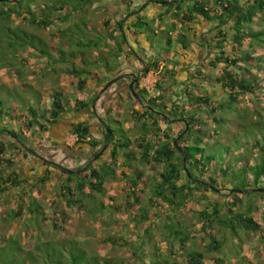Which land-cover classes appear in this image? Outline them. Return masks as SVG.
Listing matches in <instances>:
<instances>
[{
    "label": "rangeland",
    "instance_id": "374dc122",
    "mask_svg": "<svg viewBox=\"0 0 264 264\" xmlns=\"http://www.w3.org/2000/svg\"><path fill=\"white\" fill-rule=\"evenodd\" d=\"M56 1L63 0H22V3L23 8L32 9L37 14V19H41L43 13L48 11L46 7H50ZM64 1L68 2V6L81 7L82 12L88 9V17L81 18L83 14L72 17L71 21H75L74 24H76V27L72 26L70 31L72 38L68 36L58 37V31L65 29L69 24L67 22L52 20V25L43 30L31 26L28 17L27 19L24 15L19 16L13 10H8L7 6H4L3 9L0 6L2 12L8 13L7 18L0 16V128L7 127L10 129V125H16L17 122H12L9 118H17L15 116L17 113L26 112L31 105L41 104L42 106L43 103H49V94L52 90H65L66 87H72V84H69V78L72 77L61 72L62 68L68 65L54 63L55 61L53 62L52 59L54 54L57 55L56 49H59L62 43L68 44L69 47L65 48L67 49L65 53L76 50L77 43H96L100 48L102 45L108 44L98 32L99 29L103 28L102 21L105 18L101 7H112L115 3L114 0L113 3L110 0H93L90 6L87 0ZM41 9L44 12H41ZM17 11L21 13L20 9ZM53 12L51 14L59 16L64 13ZM177 18L175 20H173L174 16L167 18L163 29L150 30L148 41L154 44L153 59L162 55L166 57L170 54V62L174 64L177 59L176 55L181 52L183 45H189L193 41L186 33L185 21ZM51 19L53 18L51 17ZM6 22L8 23L6 27H9L10 30L4 29ZM261 25H264V22ZM15 27H21L28 34L34 36L31 38L32 40L30 38L24 39L30 40L27 43V48H14L17 46L16 42L24 43L19 38L20 36H13L16 35L13 34ZM259 27L260 25L256 22L252 24L253 29ZM167 35L169 41L165 46L166 39L164 37ZM39 39L43 41L41 42ZM196 42L202 45L208 43L203 39ZM42 43L43 50L47 53L46 56L51 60H47L37 51ZM86 48L87 50L84 52L87 53L84 55L87 59L85 61L86 69L96 70L99 75L98 79L102 84L105 81L106 84L112 81V77H104L101 68L98 65H93V59L91 55H88V52H94L96 48L91 47L93 50ZM113 51L112 49V53ZM51 52L53 55H50ZM103 56L106 59L109 58L110 66L114 65L115 61L110 58V55ZM159 61L157 60L158 63H160ZM72 66L77 68L78 65L69 64V67ZM203 69L205 74L208 72V77L212 76V86L201 81L198 94H209L212 102L219 100L217 102L226 107L225 112L221 115L222 123H220L218 130H214L217 133V141L204 146V157H210V162L214 163L215 166L216 164L220 165L225 156V150L229 149L230 154L225 159L231 161L233 168L234 165L236 168L223 178L215 175L218 177V183L217 186H211L215 189L214 192L211 190L205 192V199H203L200 190L194 191L192 198L184 204V207L170 210L166 203L153 198L154 185L159 179L161 166L155 170L143 167L139 187L144 192L142 204L150 212L148 215L150 223L147 222L136 227L130 221L129 215L125 213V202L130 198H128L130 188L127 179L110 180L106 185L104 195H97L90 201H82L83 207L80 213H76L74 210H66L61 203V195H57L52 204L54 193L58 192L57 185L52 187L37 186V189L41 188L39 192L29 184L22 186V183H25L23 180L25 171L21 168L23 167L22 164L29 156L32 148L41 154L36 145L43 138L38 135L37 131L34 132L33 136L27 133L28 146L25 149L20 147L18 151L7 149L4 158L8 159L10 165H0V262L3 264H72V262L91 264L98 258L101 261L106 257L111 258V260L130 261V264H165V259L169 263L175 260L180 264H187L186 254L200 252L204 255L203 264H213V258L222 259L225 264H264V224L261 219L264 209V193L250 191L230 194L225 191L230 185L233 186V190H240L235 188L241 186L236 180V178L239 179L237 169L244 163H246L245 166L250 165L248 168L251 169V172L247 174L250 179L249 185L254 184L255 188L264 189V176L260 177L257 182L251 181L255 172L253 165L263 155V151L261 152L259 147L253 148L252 142L257 140L264 144L262 125L259 123L260 126H256L257 120H261L257 118L258 114L263 113L264 110V90L260 91L258 96L254 98L241 97L238 102L230 104L225 95H222L220 86L215 84L212 79L218 74L220 66L212 69L205 65ZM174 89L171 91L175 95L179 94V91ZM67 90L71 91L68 94L69 98L74 100L79 91L76 92L75 87ZM162 105H155V107L160 108L161 111L156 110V112L164 116V113L167 114L169 106L166 105L167 108L162 107ZM200 114L203 115V112L198 110V115ZM152 118H156L160 124L162 123L164 126L162 130L165 127L167 129L165 124L167 121L163 118L158 119L157 115L153 114ZM205 118L206 123L212 126L210 119L206 116ZM104 122L114 130L118 128V125L113 122L108 120ZM179 124H182L181 127ZM182 126L184 127L183 123L179 122L178 124H170L173 135L176 134V128L179 130ZM132 127L138 129L139 123L133 124ZM0 140L10 141L5 129L0 132ZM241 143L244 145H240ZM177 145L183 146L184 142L179 139ZM237 156L239 161H236ZM46 158L50 159L49 157ZM135 166L134 164L133 167ZM14 175L18 180L22 178V182L17 186L7 182V177ZM207 175L205 174V177ZM119 176H121L120 173ZM182 181L185 182V180ZM71 184L73 185V183ZM252 188L253 186L246 190ZM234 198H239L242 201V204L236 208L230 206ZM210 202L218 203L217 208L220 212L218 217L221 220L229 215V207H231L230 212L240 213L243 217H247V212L251 206L252 211H250L249 216L258 223L260 229L256 231L237 229L235 232L228 226H220L216 219L212 221L211 225L207 224V220L199 217V212L208 208ZM101 204L105 205L106 211L100 208ZM17 207L20 208L21 214H15ZM132 210L133 214H139L140 209L138 207ZM211 210L209 209V213ZM61 212L64 215L61 216ZM210 219H212V214ZM54 221L60 225V228L55 229L53 227ZM203 222L206 226L212 227L215 238L221 243L219 250L215 253L205 251L209 241V231L202 229L201 223ZM149 224L151 225L149 226ZM63 241H66L71 247L65 248ZM132 248H136L135 250L139 255L138 260L133 258Z\"/></svg>",
    "mask_w": 264,
    "mask_h": 264
},
{
    "label": "trees",
    "instance_id": "16d2710c",
    "mask_svg": "<svg viewBox=\"0 0 264 264\" xmlns=\"http://www.w3.org/2000/svg\"><path fill=\"white\" fill-rule=\"evenodd\" d=\"M87 1L90 6L93 0ZM144 1L145 3L154 4L159 6L160 8H163L165 12L171 11L172 15L176 17L182 10L183 6L187 5L188 11L190 12L188 15L189 17H193L194 14H198V16L203 17L207 22L215 24V27L219 29L218 37L215 40L216 47L219 49V51L215 54V57L207 63V65L212 69L220 66L218 74L216 76H213L214 78L212 79L214 80L215 84H218L220 86L222 95H225L228 103H236L241 97H247L249 99L251 97L254 98L258 96L260 91L264 90V25H261L262 22H264V0ZM210 2H213V4H211ZM190 3H192L191 7ZM0 6L2 7V9L4 6H7L8 10H13V12L19 14V16L24 15L26 18L28 17L29 19H27L30 21L31 26L41 28L43 30L52 25V20H58L62 23H69L65 29L58 31V37L60 36V38L66 36L71 37L70 31L72 29V26L76 27V24H74L75 21H71L72 17L77 16V14H83L81 16V18H83L84 16L88 15V9L82 12L81 7H76L75 5L68 6V2H65L64 0L59 2L56 1V3L52 4L50 7L45 6L49 12L47 11L43 13L41 19H37L38 16L32 9L28 7L23 8L22 0H0ZM17 9H20L22 14L18 12ZM40 11L44 12V10L42 9ZM53 11H60L64 13L61 16L53 15L51 14L54 13ZM101 11L103 13L102 9ZM7 14V12H2V10L0 9V16L7 18ZM51 17L53 19H51ZM136 22L138 25L145 24L140 18H137ZM255 22L260 25L258 29L252 28V24ZM7 24L8 23L6 22L4 29L10 30L9 27H6ZM226 26H229L230 37H228L227 33L223 31V28ZM13 31V34L16 35H12L15 37L20 36L19 38L24 42H16L17 46H14V48H27V43L30 42V40H32L31 38H33L34 36L28 34L25 29L21 27H15ZM28 38H30V40H24ZM112 38L114 40V47H112V49L114 50L113 53L112 49H110L111 47L109 44H104L102 46L105 48H109L107 54L110 55V58L115 61L121 53L120 46L124 44V41L120 36ZM39 40L41 42L43 41L42 39ZM227 46H229L228 49H223ZM86 47H88V49H92L91 47L99 49L98 44L96 43L86 42L76 44V50L85 52V50H87ZM63 48H69L68 44L62 43L61 47L59 49H56L57 53L60 54V61H65L73 64L69 60H66V56L68 55L69 57H74V52L65 53V50ZM37 51L40 52L41 55L47 57V53L43 50V43L41 46H39V49ZM103 55L104 54H101L99 56V61L102 62L106 73H110L111 70L115 67L110 66L108 63L109 58L106 59V57ZM47 58L50 59L49 57ZM82 63L85 65V62L82 61ZM158 66L159 64L157 63L152 64V67L154 69H158ZM203 68L204 67L200 66L197 71L196 79H198V87H201V81H204V83H207V85L212 86V76L208 77V72L207 74H205ZM149 70L150 68L147 67L146 69H144L141 75H145L149 72ZM62 72L77 79L75 87L79 92H82L86 84L84 82L85 79L82 78V76L85 74L91 76L89 71H87L86 69H77L74 66ZM159 77L160 75L158 76L153 86L154 90H156V92H159V95L154 97L152 96L148 100H145L142 96V93L138 90V80L134 84L136 93L141 99L142 104L145 105V107L142 108V111L133 110L132 112V118H134L136 122L139 123L138 130L140 133L139 137L134 141H130L125 136V133L121 128L118 127L114 130L111 126H109V124H106L104 121H102V123H98L100 124L101 138L103 139L101 141H85L86 136H89L90 133L89 125L79 123L74 126L73 133L77 137V143L85 142L86 144H90L92 147H98L97 153L93 156V161L100 160V155L98 154L101 146L100 144L102 142L105 144L111 142L113 144V149L110 154L109 161L103 162V164H101L100 166L90 167L88 172L79 173V171H77V173H75L76 176H73L70 171L65 170L67 176L61 193V203L64 205L65 209L81 212L83 207L82 201L93 200L94 197L92 192H96L100 195L104 194V181L114 175V171L116 167H118V165L122 164L123 166H125L132 161L133 164L139 163V167L135 170L136 175L131 181H129L130 192L128 198H130L125 202L126 205L124 207L126 208L125 211L129 215L130 221H132L136 227H139L141 224H146L147 222L150 223L148 218L150 212L148 209H145L146 207L144 208V205L142 204V195L144 192L143 189L139 187V181L141 180L142 174L141 170L143 167L149 170H155L156 168L161 166V170L158 175L159 179L154 185L155 191L153 192V198H155V200L160 199L161 201L166 203L170 210L178 208L180 209L184 207V204L192 198V194L194 191L200 190L202 198L205 199L204 193L210 190L214 192L211 186H217L218 177H215V175H219V177L223 178L234 171L235 165L233 168V165H231L232 162L225 159V157L230 154L229 149L225 150V156L220 165L216 164L215 166L214 163L210 162V157H204V146L212 143L213 141H217V133L216 131L214 132V130H218L220 123H222L223 118H221V115L225 112L226 107H224L222 104H219L217 102L219 100H215L212 102L209 94H198V92L195 93L194 88L188 90L185 89L180 93V95H175L172 91V94H174L176 97L179 96V99H177L176 102L172 101L169 103L167 96H164V98H162L161 96V94L163 93V83L161 81L163 76L161 75V77ZM180 96L186 97L187 105L189 106L188 110L184 109L183 105L178 103V101L180 100ZM93 99L82 100L75 98L72 103L69 96H67L61 90L55 89L52 90V92L49 94V103H43L42 106L41 104L35 106L31 105V107H29L26 112L23 111L21 114L17 113L15 115L17 118H9L10 121H16L17 123L16 125H10V129L4 127L6 133L9 135L10 141L0 140V165H10L8 159L4 158L7 149L18 151L20 147L22 149H25L28 146L27 144L29 143V139L27 133H29L30 136H33L35 131L40 133L45 132L48 125L55 123L61 116V114L71 112L72 110L80 111L83 109H88L89 107H91ZM167 104L169 106V110L167 114L164 113V116H166L165 118H167L165 119L164 116H161L156 112V110L161 111V109L156 108L155 105H162V107H167ZM148 106L151 107L153 111H150L147 108ZM198 110L203 112V115H198ZM152 114L157 115L158 119L163 118L165 121H167L165 123L167 129L165 127V129L162 130L164 126L162 125V123L160 124L156 118H152ZM205 116L210 119V121L212 122V126H209L206 123ZM181 117L185 119V122L188 125L186 132L180 137V139L184 142V145H178L186 155L187 162L185 164V168L183 167V154H181L176 145H174L175 138L180 135V133H182L185 125L183 123L184 127L182 126V128L179 129L175 135H173L172 130L170 129V124H178V122L175 120L176 118ZM257 118L261 120H257L258 124L256 125L255 123V125H262V138L264 139V110L263 113L258 114ZM180 125L182 124H179V126ZM4 129L0 128V132L4 131ZM242 144L243 143H241L240 145ZM252 144L254 146L253 148L259 147L258 149L261 150V152L263 151L262 157L258 159L255 165H253L255 167V172L254 175H252L253 180L251 181L257 182L260 177L264 176V144H261L257 140H253ZM119 157L122 162H119ZM236 161H239L238 156L236 158ZM245 164L246 163H244L243 166H239V168L237 169L239 171V174L237 175L239 179L236 178V180L241 186H236L235 188H239L240 191H244L252 186V189L256 187L253 183L252 186L249 185L250 179L247 174L251 172V169L248 168L250 165L245 166ZM205 174L208 175L205 177ZM7 180V182H11V184H13L14 186H17L20 184V182H22V179L18 180L17 178H12L9 181V177H7ZM71 180L75 181L73 185H69ZM182 180H185V182H183ZM232 188L233 186L230 185V187L225 191L230 194L235 193L231 191L233 190ZM32 203L36 205L34 201H32ZM241 204L242 201L239 198H234L233 203H231L230 206L236 208ZM217 205V202H210L208 208H205L199 212V217L207 220L206 222L209 225H211L212 221H215L216 219L217 223L220 226H228L232 231L235 232L237 229L247 231H256L260 229L258 223H256L249 216L250 211H252L251 206L249 212H247V217H243V215H240V213L237 214L233 211L230 212L231 207H229V215L226 216L225 219L221 220L220 217H218L220 212L219 208H217ZM100 206V208H105V205L101 204ZM38 207L40 208V206ZM136 207L140 209L139 214L132 213V209ZM18 209L17 212H15L16 215H18L19 213L21 214L20 209ZM209 209H212L211 213H209ZM211 214L212 219H210ZM261 219L264 224V209ZM150 225L151 224H149V226ZM53 227L55 229H58L60 228V225L54 221ZM201 227L202 229H208L209 231V241L205 247V251L208 253L217 252L220 248L221 243L218 239L215 238V235L212 232V227L206 226L205 222L201 223ZM63 244L65 248L71 247L70 244H68L66 241H63ZM135 249L136 248H132L131 251L133 254V258L138 260L139 255ZM203 260L204 255L200 252L186 254L187 264H203ZM101 261L98 258L91 264H130V261L116 259L111 260V258L103 259ZM170 262L171 263H169V261L167 262V260L165 259L164 263L180 264L175 260ZM0 264H3V262H0ZM72 264L78 263L72 262ZM213 264H225V262L222 259L213 258Z\"/></svg>",
    "mask_w": 264,
    "mask_h": 264
},
{
    "label": "crops",
    "instance_id": "0c3cea01",
    "mask_svg": "<svg viewBox=\"0 0 264 264\" xmlns=\"http://www.w3.org/2000/svg\"><path fill=\"white\" fill-rule=\"evenodd\" d=\"M110 1L113 3V0ZM114 1L115 3L112 7H101L105 18L102 21L103 28L99 29L98 32L102 38L107 41L110 47H114V40L112 37H122L124 44L120 46L121 53L117 60H115L113 65L115 68L112 69L110 73H106L102 62L98 60L101 54H107L109 48L101 46V48L99 47V49H95L94 52H88V55H91V58L93 59V65H98L101 68L103 75H105L104 77L107 76L112 78L116 76L121 77L126 73L135 74L140 70L143 73L144 68L146 69L149 67V72L145 75L139 76L137 83V88L142 93L145 100L151 98L154 95L153 93L156 92L153 86L159 75L160 77L161 75L163 76L161 80L163 83V93L161 96L162 98L167 96L169 103L179 99V96L176 97L172 94L173 92L171 89L175 88L174 90H178L179 95L183 90L191 88H194V92L197 93L198 79H196V77L198 68L200 66L205 67L210 61V58H214L215 54L219 51L215 44L219 29L215 27V24L207 22L203 17L198 16V14L189 17L188 15L190 12L188 11V7L187 5H184L177 17L185 21L184 27L186 33L193 41L189 45H183L181 52L176 55V62L171 64L169 58L170 54L166 57L162 55L153 59L155 52L154 44L148 41V34H150V30L155 31L156 29H163L167 18L173 17L172 12H165L163 8L154 4L145 3L144 0ZM210 3L213 4V2ZM191 6L192 3H190V7ZM177 17L174 16L173 20L178 19ZM137 18L142 19V22L145 24H139V26L136 22ZM140 29H143V31H140ZM223 31L227 33L228 37H230L229 26L224 27ZM164 39H166V46L168 44L169 36L167 35ZM202 39L203 41H208V43L202 45L196 42L198 40L202 41ZM228 48L229 46L223 49L226 50ZM63 49L65 51L67 50L65 48ZM73 52L75 56L69 57L67 55L66 60L78 65L77 69H86V65H84L82 61L85 62L87 60L84 57L87 53L80 50H75ZM56 54L57 55L55 56V54L53 55L51 52V55H53L52 59L55 63L57 62L68 65L67 67L70 68L69 64L71 63L65 61L61 62L59 59L60 54L57 52ZM157 60H160V63H158ZM153 63L159 64L158 69L152 67ZM68 68H62L63 70H61V72ZM87 71H89L91 76H88V74L82 76V78L85 79L84 82L86 84L81 93L77 92L78 90L75 87L77 79L71 76L72 78H69V84H72V87H75L76 89L77 95L75 98L82 100H91L94 98L91 107L80 111L72 110L71 112L63 113L55 123L48 125L45 132H38V135L43 138H41V142L36 146L40 149L42 155L39 151L32 148V151H29V156L26 157L22 164L23 167H21L25 171L23 173V180H25V183H22V186L29 184L30 186H33V189H36L39 192L41 188L37 189V186L47 185L48 187H52L57 185L58 192L54 193L52 204L56 199V196L61 195L62 193V187L65 184L67 176L65 170L70 171L73 176H76L75 173H77V171H79V173H85L89 171L90 167L100 166L103 162L110 160V154L113 149V144L111 142L106 144L102 142L100 144L101 146L98 154L100 155V160L93 161V156L97 153L98 147H92L85 142L77 143V137L73 133L74 126L79 123L90 126L89 136H86L85 138V141L89 142L103 140L101 138L100 124L98 123H102V121L105 120L117 124L118 127L124 131L125 136L130 141H134L140 135L139 130L132 127L133 124H138L135 119L132 118V112L133 110L142 111V107L138 105L134 97L129 93L128 88L126 87L127 83H124V81H130V79L128 77H121L120 79L122 81L119 84H113L104 91V93L100 94L99 90L106 84V81L103 84L100 82L96 70L89 69ZM64 75L68 74L64 73ZM72 87L69 86L68 88L66 87L65 90H60L68 96L71 91L67 89L71 90ZM71 102L73 103V100H71ZM178 103L183 105L184 109H189L186 97L180 96ZM177 132L178 129L176 128V133ZM46 157H49L50 159H47ZM118 159L119 162H122L120 157ZM134 164L136 165L135 167H133ZM134 164L131 161L125 166L122 164L118 165L114 171V175L104 181V194L106 192V185L110 180H118L119 178L124 180L127 179L129 184V181H131L136 175V168L139 167V163ZM119 173L121 176H119ZM12 178H16V175ZM12 178L9 177V181ZM72 180L69 185L75 183V181ZM9 184H11V182H9ZM92 194L94 198L97 195H100L96 192H92ZM18 208L19 207H17V209ZM106 209V207L103 208L104 211H106ZM74 212L80 213V211L76 210H74ZM61 213L64 215L63 212ZM104 258L107 259L106 257Z\"/></svg>",
    "mask_w": 264,
    "mask_h": 264
},
{
    "label": "water",
    "instance_id": "95a60500",
    "mask_svg": "<svg viewBox=\"0 0 264 264\" xmlns=\"http://www.w3.org/2000/svg\"><path fill=\"white\" fill-rule=\"evenodd\" d=\"M145 69V68H144ZM125 75H122L121 77L123 78ZM120 76L117 77L116 79H113L112 81H110L109 83L106 84L105 88L114 84V82H116L117 80H119L121 78ZM132 77V81H130V83L128 84V88H129V91L131 93V95L135 98V100H137L139 103H142L141 102V99L139 98L138 94L136 93V91L134 90L133 88V84L135 82V78L136 76L134 75H131ZM150 111H153V109L151 107H147ZM163 115V114H161ZM173 121V120H171ZM175 121L179 122V123H184L185 125V128L184 130L182 131V133H180V135H178L175 140H174V145H176L177 149L179 150V152L181 154H183V167L185 168V164H186V155L184 154V152L180 149V147L177 145V142L178 140L180 139V137L186 132L187 128H188V125L187 123L185 122V119L184 118H179V119H176ZM250 191H254V192H261V193H264V189L262 188H254V189H248V190H244V191H240V190H232V192H237V193H246V192H250Z\"/></svg>",
    "mask_w": 264,
    "mask_h": 264
},
{
    "label": "flooded vegetation",
    "instance_id": "af4514ba",
    "mask_svg": "<svg viewBox=\"0 0 264 264\" xmlns=\"http://www.w3.org/2000/svg\"><path fill=\"white\" fill-rule=\"evenodd\" d=\"M141 74H142V72H141V70L139 71V72H136L135 74H133V73H126L125 74V76L123 77V78H126V77H128L129 79H130V81H132V77H131V75H134V76H136V78H135V82L138 80V78H139V76H141ZM117 78V76L116 77H113V79H116ZM122 80L121 79H119V80H117L116 82H114V84H119L120 82H121ZM130 81H128V82H125L124 81V83H127L126 84V87L128 88V84L130 83ZM135 82H134V84H135ZM134 84H133V88H134ZM113 85V84H112ZM112 85H110V86H112ZM104 86L105 85H103L101 88H100V90H99V93L100 94H102V93H104V91H106L110 86H108V87H106V88H104ZM135 90V89H134ZM128 91H129V88H128ZM129 93H130V91H129ZM131 94V93H130ZM132 96V95H131ZM135 99V98H134ZM136 102L138 103V105H140L142 108L143 107H145V105L144 104H142V103H139L137 100H136ZM212 189H213V191H215V189L213 188V187H211Z\"/></svg>",
    "mask_w": 264,
    "mask_h": 264
},
{
    "label": "built area",
    "instance_id": "2783aa9c",
    "mask_svg": "<svg viewBox=\"0 0 264 264\" xmlns=\"http://www.w3.org/2000/svg\"><path fill=\"white\" fill-rule=\"evenodd\" d=\"M147 90H148V88H147ZM150 92H151V91H150ZM153 94H154V95H153V97H154V96L159 95V92H154Z\"/></svg>",
    "mask_w": 264,
    "mask_h": 264
}]
</instances>
